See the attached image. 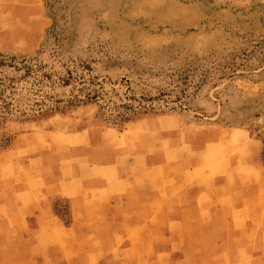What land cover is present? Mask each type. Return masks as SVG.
<instances>
[{"label":"rangeland","instance_id":"rangeland-1","mask_svg":"<svg viewBox=\"0 0 264 264\" xmlns=\"http://www.w3.org/2000/svg\"><path fill=\"white\" fill-rule=\"evenodd\" d=\"M19 2L0 0L1 186L99 151L79 161L96 165L139 133L153 140L130 126L155 118L165 134L187 133L171 157L232 129L259 142L264 163V0H36L30 13ZM179 255L264 264V251Z\"/></svg>","mask_w":264,"mask_h":264},{"label":"crops","instance_id":"crops-1","mask_svg":"<svg viewBox=\"0 0 264 264\" xmlns=\"http://www.w3.org/2000/svg\"><path fill=\"white\" fill-rule=\"evenodd\" d=\"M19 3L35 11L36 0ZM163 121L132 123L131 130L152 129L153 140L139 133L124 149H109L103 163H79L100 160L99 151L66 167L42 162L0 185V264H101L108 257L109 264H177L179 254L207 251L258 258L264 251L259 142L226 129L202 140L193 155L171 157L187 133L165 134Z\"/></svg>","mask_w":264,"mask_h":264},{"label":"trees","instance_id":"trees-1","mask_svg":"<svg viewBox=\"0 0 264 264\" xmlns=\"http://www.w3.org/2000/svg\"><path fill=\"white\" fill-rule=\"evenodd\" d=\"M1 63V62H0ZM26 76L24 77H33L34 74H31L28 67H25ZM5 106H9V104L5 103Z\"/></svg>","mask_w":264,"mask_h":264}]
</instances>
